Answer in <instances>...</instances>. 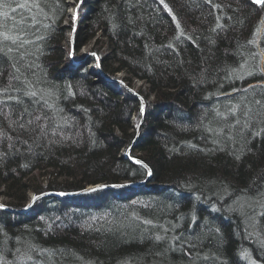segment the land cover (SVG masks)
Listing matches in <instances>:
<instances>
[{
    "label": "trees",
    "instance_id": "obj_1",
    "mask_svg": "<svg viewBox=\"0 0 264 264\" xmlns=\"http://www.w3.org/2000/svg\"><path fill=\"white\" fill-rule=\"evenodd\" d=\"M64 12L63 0H0V88L11 73L41 98L0 105L8 115L0 116L1 194L16 210L29 191L146 176L121 156L134 138L137 102L126 92L117 99L85 68H60ZM94 13L92 30L109 37L117 69L154 93L131 155L149 166L150 184L44 195L25 214L0 208V264H264L256 241L264 237V107L255 103L264 104V5L100 0ZM8 95L20 93L0 99ZM23 107L27 130L10 126Z\"/></svg>",
    "mask_w": 264,
    "mask_h": 264
},
{
    "label": "rangeland",
    "instance_id": "obj_2",
    "mask_svg": "<svg viewBox=\"0 0 264 264\" xmlns=\"http://www.w3.org/2000/svg\"><path fill=\"white\" fill-rule=\"evenodd\" d=\"M252 2V0H250ZM100 0H63V4H65V12L63 18L58 23V26L61 29V42L60 48L62 52V65L60 68L67 69L68 71L77 70L85 68L88 73H90L92 79L95 82H100L107 87L108 89L117 90L118 96L117 99L122 100L124 95L126 94L131 96L137 102V110L139 111V118L136 120L135 113L131 115L129 121L131 123L129 134H132L134 138L131 140L130 148H126L129 150L126 153V149L121 152V156L123 159L129 160L132 163H137L136 160H140L137 157L131 156L133 152H136L135 147L138 145L139 138L141 137L140 127L143 124V116L146 110V107L149 103L155 101L154 93L150 87V84L144 79H140L137 77L130 78L125 70H118L117 66L114 63V56L111 51V46L109 44V37L103 35L100 31L94 32L92 30V23L95 17V10ZM97 4V5H96ZM254 4V3H253ZM256 6H260L255 4ZM47 35V34H45ZM264 57V56H263ZM102 63L108 65L110 68L101 67ZM111 69V70H110ZM108 71V72H106ZM110 73V75L108 74ZM118 84L121 88L114 84ZM135 102V103H136ZM143 109V111H142ZM136 112V111H135ZM133 150V151H132ZM141 161V160H140ZM145 166L141 164V166L145 169V178L143 180H139L136 182L126 181L123 183H119L118 186L114 184H93V185H85L82 190L72 191L71 193H57V192H44L35 194L33 191L28 192V197L26 198V203L22 205L21 209H14L10 205L6 203V198L1 194L3 192L4 187H0V207L4 211H9L11 213H29L34 203L41 196H54L57 198L69 197L76 198L82 197L83 195H87L88 193H93L95 191H103L111 190L115 188L121 189H147L148 184H150L149 180L151 179V170L148 165H146L143 161H141ZM138 164V163H137ZM35 175V174H34ZM47 179L43 177H39L37 182L40 183L41 187L47 185ZM157 184V183H155ZM103 185V186H102ZM256 241L258 244L264 249V237L259 234L256 236ZM19 255V253H17ZM13 257V256H12ZM1 260V259H0ZM25 258L22 257V262ZM21 261V258L17 260Z\"/></svg>",
    "mask_w": 264,
    "mask_h": 264
},
{
    "label": "snow or ice",
    "instance_id": "obj_3",
    "mask_svg": "<svg viewBox=\"0 0 264 264\" xmlns=\"http://www.w3.org/2000/svg\"><path fill=\"white\" fill-rule=\"evenodd\" d=\"M161 3H163V0H161ZM252 3L258 4V5H264V0H252ZM24 6H25L24 4L20 5V7H24ZM165 7H167V5H165ZM3 15L7 16V13H3ZM3 39L5 41L11 40L12 44H16L18 37H12V36H9V35L5 34ZM0 47H4V45L2 43H0ZM7 51L11 52L12 48L9 47L7 49ZM12 67L14 69H16V71H19V69L17 68V66L15 64H13ZM2 75H3V72L0 71V76H2ZM9 75H10L11 79L9 80V83H8L7 87L0 88V93L17 92V93H20V95H17V96L8 95L4 99H0V105H6L7 101H15L17 106H21V105L24 104V97H28L29 99L32 100L33 103H37V104L41 103V98L38 97L37 90H34L32 87H29V85L31 84V81H27L26 79L25 80H21L20 76L12 75L11 73ZM12 81H16L17 83L13 84ZM21 85H22V87H21ZM255 103L258 104V105H261L262 107H264V104H262L261 100H256ZM43 104L46 105L47 101L46 100L43 101ZM142 111H143V109H142ZM250 111H251V109H249V112ZM25 114L31 115L29 113V109L27 107H23L22 108V111L20 113V117H19L18 120L10 121V126H11V123H15V124H17V126L20 129L27 130L26 125L24 123L20 122L21 120H23V116ZM233 114H235V109H233ZM0 116H4L5 119H8V115H7V113H5L3 111L2 107H0ZM45 116H46V114H45ZM41 119H42L41 116L36 115L34 117V120L29 119L27 121V123L29 125H31V124L34 123V121H40ZM41 131H43V127L42 126H41ZM3 138H4V133H3L2 130H0V140H2ZM13 146H14L13 144H9L10 148L13 147ZM136 162L140 163V161H136ZM0 207H3V205H0ZM156 239L160 240V239H162V237L157 236Z\"/></svg>",
    "mask_w": 264,
    "mask_h": 264
},
{
    "label": "bare ground",
    "instance_id": "obj_4",
    "mask_svg": "<svg viewBox=\"0 0 264 264\" xmlns=\"http://www.w3.org/2000/svg\"><path fill=\"white\" fill-rule=\"evenodd\" d=\"M129 148H130V147H128V149H129ZM128 151H129V150L126 149V153H128V154L130 155V153H129ZM138 161H140V160H138ZM138 164H139V163H138ZM139 165H141V164H139ZM114 185L118 186V184H116V183H115ZM102 186H103V185H102Z\"/></svg>",
    "mask_w": 264,
    "mask_h": 264
},
{
    "label": "water",
    "instance_id": "obj_5",
    "mask_svg": "<svg viewBox=\"0 0 264 264\" xmlns=\"http://www.w3.org/2000/svg\"><path fill=\"white\" fill-rule=\"evenodd\" d=\"M136 161H138V160H136ZM139 164H142L143 166H145L141 161H140V163Z\"/></svg>",
    "mask_w": 264,
    "mask_h": 264
}]
</instances>
